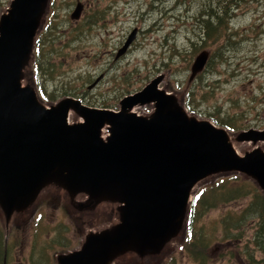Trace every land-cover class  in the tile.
<instances>
[{
	"label": "water",
	"instance_id": "95a60500",
	"mask_svg": "<svg viewBox=\"0 0 264 264\" xmlns=\"http://www.w3.org/2000/svg\"><path fill=\"white\" fill-rule=\"evenodd\" d=\"M50 2L9 0L0 10L5 239L31 220L48 194L46 203L62 206L81 238L77 248L54 254L53 264H159L184 240L200 186L237 174L264 194V129L232 133L189 112L186 89L170 90L168 71L121 98L117 110L88 107L73 97L43 102L32 63ZM82 11L76 3L70 18L78 20ZM136 34L133 29L116 59ZM209 55L203 50L195 56L187 85ZM144 108L148 111L136 110Z\"/></svg>",
	"mask_w": 264,
	"mask_h": 264
},
{
	"label": "rangeland",
	"instance_id": "374dc122",
	"mask_svg": "<svg viewBox=\"0 0 264 264\" xmlns=\"http://www.w3.org/2000/svg\"><path fill=\"white\" fill-rule=\"evenodd\" d=\"M8 1L1 0L0 10ZM53 2L56 9L54 21L56 24L61 23L58 28H62L63 31L62 37L60 32L58 33L60 36L55 48L62 52L64 44L66 45L68 40L71 42L63 49L62 59L43 57L45 60L43 67H47L42 75L45 92L55 93L57 99L63 96L74 97L72 95L75 94V97H83L86 106L113 109L116 108L122 95L138 91L157 74L168 71L170 73L167 81L170 90L181 92L191 89L194 104L191 107L195 113L197 110L200 112H197L199 113L197 115L201 118H209L208 114H213L219 120L229 116L234 121V127L242 128V131L250 128L264 129V118H261L264 111V35L262 34L264 0H254L239 7L225 0L223 2L221 0H53ZM77 2L83 4L84 11L79 20H71L69 15ZM222 3H226L228 8ZM201 17L211 21L212 24L222 22L226 29L225 38L213 36L219 31L218 28L212 31L209 38L211 40H207L208 38L203 35L199 40L197 33H199ZM95 19L96 21L93 22ZM85 22L87 25L82 28L83 34L77 38L74 29ZM134 28H139L140 32H137L130 49L122 58L115 59L118 49L122 47ZM234 29L237 30L236 35L228 36L227 33ZM203 50L209 52L210 61L187 85L189 67L195 56ZM165 60L167 63H164ZM55 63L61 64L60 76L55 72ZM79 77L85 81L82 82ZM97 77L100 78L99 83L89 89L88 87ZM177 84L178 88H175ZM137 111L143 112V109ZM239 177L244 181L243 187L247 182L258 191L251 181ZM48 197V194L43 197L36 208L37 210L43 205L39 208V211L45 213L42 214V219L39 222L30 221L21 225V240L16 241L19 244L17 250L19 252L23 250L26 256L31 247V223L38 222L39 232L34 249L36 264H43V261L45 264H50L52 255L56 254L60 247L70 244L68 236L72 234H67L68 231L64 228L55 227L59 222L56 219L58 215L61 214L65 222H68V219L62 211L52 210L56 204H47ZM248 199V196H243L208 208L205 215L199 218L197 226H205L204 232L211 233L210 226L215 225L229 212L239 213ZM250 235L251 224L248 223L244 240H250ZM11 236L16 240L14 230ZM11 236L8 240L10 252L14 249V243L10 241ZM3 239L0 220V257L3 252ZM208 245L207 264H249L246 256L241 255L242 245L233 247L235 245L231 246L228 242L219 245L213 237L209 239ZM77 247L78 245L73 249ZM176 248L177 246L171 250L174 264H195L182 250ZM248 249L250 255L257 261L260 251L253 249V255L251 246L248 245ZM167 261L168 259L165 260ZM148 263V260L137 262V264Z\"/></svg>",
	"mask_w": 264,
	"mask_h": 264
},
{
	"label": "trees",
	"instance_id": "16d2710c",
	"mask_svg": "<svg viewBox=\"0 0 264 264\" xmlns=\"http://www.w3.org/2000/svg\"><path fill=\"white\" fill-rule=\"evenodd\" d=\"M1 4L2 3L0 0V5ZM55 19L56 9L55 5L52 4L50 15L44 29L37 39L36 48L34 51V81L37 91L48 101H55L57 96L55 93L53 94L51 92H45L43 87L42 75L47 70V67H43V63L45 62L43 57L49 56L55 60L62 59L64 57L63 49L66 48V46L71 42V40H68L67 44H64L62 52L55 48L57 42L59 41V36L61 35L62 37L63 34L62 28H58V26H61V23L56 24L54 21ZM96 19L93 22H95ZM84 25H87L86 22L80 26L81 29L80 27L74 29V31L76 30L77 38L79 35L83 34L81 31ZM219 27L225 28L224 25H222V22L219 24L215 23L212 26L213 31H216V29ZM59 32L60 35L58 34ZM219 34L220 33L213 36L216 37ZM164 63H167V61L165 60ZM55 64V72L58 76H60L61 64ZM50 71H52V69ZM79 79L81 78L79 77ZM81 81L83 82L85 80L81 79ZM72 96H75V94ZM185 104L191 111H193L191 107L193 104L192 90L188 92L185 99ZM207 116L214 123L219 124L220 126H223L231 131L242 129L234 127V121H232V118L229 116H226V119L220 120L216 119L213 114H208ZM243 183L244 181L238 176L221 178L210 184L211 186L205 185L201 187L196 193L188 218L186 238L178 248V250H182V252H184L193 263L207 264L209 262V254L207 250L209 247V239H212L213 237V239L216 240L217 244L219 245H222L224 242H228L231 244V246L235 245L233 247H237L236 245L238 244V247L242 245L241 255L243 254L246 256V260L249 264H264V195L260 194L252 187V185L247 182L245 183V187H243ZM215 184L217 185L215 186ZM243 196H248L249 198L243 210H240L239 213L235 212L234 214H230L229 212L226 214L215 225L212 227L210 226L211 233L206 234L204 232L205 226H197L199 218L205 215V212L208 210V208L214 207V205L216 206L218 203L223 204L234 201ZM248 223L251 224V239H246L245 241L244 236H246V226ZM218 226H220V228H218ZM248 245L251 246V253L253 255V249L260 251V257L257 261H255L250 255ZM172 260L168 262V264H174V261Z\"/></svg>",
	"mask_w": 264,
	"mask_h": 264
},
{
	"label": "flooded vegetation",
	"instance_id": "af4514ba",
	"mask_svg": "<svg viewBox=\"0 0 264 264\" xmlns=\"http://www.w3.org/2000/svg\"><path fill=\"white\" fill-rule=\"evenodd\" d=\"M221 1L223 2V0H221ZM225 1H227L228 3H232L235 7H239L241 5L242 6H245L248 2H251V1H254V0H225ZM222 4L226 8H228V5H226V3H222ZM211 10H213V8H211ZM83 11H84V7H83ZM207 16H209V18H212V16H210V15H207ZM231 18H233V17L231 16ZM253 18H254V15H253ZM254 21H255V19H254ZM217 24H219V22H217ZM212 26H213V24H212L211 21L204 20L203 17H201L199 19V33H197L199 35V40L202 39V35L206 39L208 38L207 40H211L209 38H211V33L213 31ZM135 29H137V32H140L139 28H135ZM227 29H228V27H227ZM225 31H226L225 28L219 27V31L216 34L221 33V35H217L216 37L217 38L219 36H223L224 37L225 36V33H224ZM236 32H237V30L234 29L232 31H229V33H227V35L228 36L230 35V37H231L232 35L233 36L236 35ZM262 34L264 35V31L262 32ZM212 54H213V52H212ZM209 61H210V59H209ZM189 69H190V67H189ZM99 77H97V78H99ZM98 83H99V81H98ZM98 83H96V85ZM96 85H94V86H96ZM90 86L88 87L89 89L92 88ZM190 90L191 89H189V92H190ZM191 112H194V110L191 111ZM197 112H199V111L197 110L196 111V114H199L200 113V112L199 113H197ZM41 206H43V205H41ZM39 208L37 209L36 216L39 213V214H41V218H42L43 217L42 214H45V213L43 211H39ZM52 210H57V211L60 210V211H62L64 213V215L66 216V218L68 219V222H65L64 217L61 214L58 215V217L56 219L59 222L57 223V225L55 227L57 229L58 228H64L65 230L68 231L67 234L72 233L70 236H68V240L70 241V244L66 246L67 248L66 247H60V249H58L57 251H66V250L70 251V250H73V248L78 245V243H79V241L81 239L79 237L80 236V229H79V227L76 225V223L74 222V220L71 217V215H68L67 212L64 210V208L62 206H55ZM38 230L39 229L37 228V226L35 224H33V239H31V242H30L31 247L28 250L27 255L25 256L23 250H20V252L17 250V247H19V244H17L16 241H17V239L18 240H21V234H20L21 233L20 232L21 231V228L14 229V238L16 240H14L12 236H11L12 239L10 238V241H12L11 243H14V249H13L12 252H10V251H8V248H7L8 246L6 247L8 252L6 251L5 256L3 258V260H5L4 263L5 264H36V261H35L36 259H34V252L36 250L34 251V249L36 248L37 238L35 236L37 235V231ZM48 240L51 241V239H48ZM54 241H55V239H54ZM9 243L10 242L8 241V245H9ZM63 245H65V244H63ZM43 264H45V261H43ZM50 264H52V258H50Z\"/></svg>",
	"mask_w": 264,
	"mask_h": 264
}]
</instances>
